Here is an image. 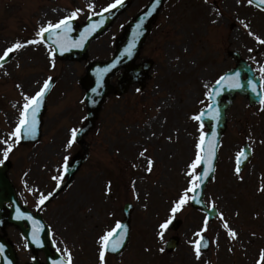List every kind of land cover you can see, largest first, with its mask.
<instances>
[{"label": "rangeland", "instance_id": "rangeland-1", "mask_svg": "<svg viewBox=\"0 0 264 264\" xmlns=\"http://www.w3.org/2000/svg\"><path fill=\"white\" fill-rule=\"evenodd\" d=\"M148 1L129 0L125 12L90 43L88 59L71 63L51 55V47L40 42V29L74 11L82 21L115 0H0V57L22 45L0 67V156L12 145V171L17 177L27 173L30 185L41 186L43 195L51 192L49 179L62 176L64 162L81 151L77 144L68 147L69 127L84 112L78 80L87 62L107 58L124 24ZM258 10L248 0H165L138 56V62L151 61L144 79L104 101L84 138L89 156L83 170L43 211L74 264L95 263L100 234L123 219L125 202L133 204L128 247L116 260L105 256V264H208L214 255L213 264H261L256 260L260 247L264 252V103L249 105L236 94L227 112L215 175L204 189L205 203L216 206L218 216L208 222L188 204L171 213L186 190L188 201L191 196L200 168L192 165L206 130L194 117L209 103L214 81L234 67L229 51H239L248 61L264 95V43L257 39H264V12ZM49 76L56 86L47 99L41 143L14 151L17 137L11 134L19 125L18 110ZM245 142L252 148L251 160L237 173L235 157ZM173 217L182 220L179 228L162 230L160 225ZM230 230L243 238L241 243ZM198 233L210 237L216 254L201 252L197 258ZM172 235L179 237L178 247L161 251ZM13 239L21 252L20 239Z\"/></svg>", "mask_w": 264, "mask_h": 264}, {"label": "water", "instance_id": "water-1", "mask_svg": "<svg viewBox=\"0 0 264 264\" xmlns=\"http://www.w3.org/2000/svg\"><path fill=\"white\" fill-rule=\"evenodd\" d=\"M163 0H151L149 5L146 7L144 11L139 13L133 20H131L126 26V31L122 38L117 40V47L114 55L110 60L105 62H93L87 70V74L83 80H81L82 85L86 89L85 101L88 107V115L86 118L85 125L79 130L77 134V140L81 141V135L88 131V129L92 126L93 120L97 115V112L101 106L103 98L107 95L109 91L108 78L111 74L117 71L119 68L124 67L126 72L131 76V80H137L141 78L144 71L147 69V65H141L137 68L133 67L132 63L134 58L137 55L141 44L149 30V25L151 20L155 17L158 9L160 8ZM254 4L258 7L264 8L259 4V0H254ZM128 5L127 1H122L120 5L115 8H111L107 12H103L99 15L89 17L84 24L77 25L73 19L70 20V28L71 30L67 32L66 38L63 27L57 31L46 32L42 36V40L53 47V54L60 59L66 60H80L82 58L87 57V47L89 42L100 35L105 29H107L111 22L124 10V8ZM93 25H96L93 31L88 32L85 37L83 44L81 47L73 46L75 43L80 42L81 36L84 35L85 31L92 28ZM77 27V29H75ZM63 40L65 43V47H60V44L57 43V39ZM131 50V56L127 55L126 50ZM236 59V69L227 72L224 77L227 79L220 81L219 83H215L210 90L209 99L211 101L210 105L202 110L199 113V121L201 124L205 125L208 131L205 134V140L202 145V159L201 166L202 169L198 175V177H204L203 179H199V188L195 189L193 192V196L191 202L194 207H200L204 211H206L205 206L202 204L203 197V189L207 182L213 177V172L215 168V162L217 160V149L219 147L220 138L225 130V122H226V110L231 105L235 92H239L240 94L246 96L250 103L259 102L261 100L260 92L257 90V86L259 82L257 77L253 76V71L246 65L244 61H241L239 58L238 52L231 53ZM4 61V60H3ZM1 61V63L3 62ZM114 65V66H113ZM107 69V71H105ZM243 73H247L248 79L241 82L240 76ZM48 83V88L45 91V94L42 98L44 100L45 95L50 89L52 83ZM239 84L240 87H236L235 85ZM253 87H255L256 91H253ZM95 89V91H94ZM42 103V102H41ZM31 111L29 112V119H31ZM39 122L37 117L36 130ZM27 129L22 130V134L26 133ZM38 132V131H37ZM213 133L215 135H213ZM28 134V132H27ZM30 135V134H28ZM33 136V135H31ZM211 148V156H209ZM245 153L246 158L241 157L239 162L240 170L244 167L245 163L250 158V150L245 145L242 150ZM86 154V153H85ZM6 168H4L5 170ZM208 171L207 176H204L206 170ZM0 174V179H1ZM3 183V180H2ZM1 187V183H0ZM12 193L10 188L7 189L8 193ZM193 197H195L193 199ZM12 198L8 199L11 200ZM215 210L212 208L207 211L208 219L213 218L215 215ZM0 219L1 216H0ZM4 220V219H2ZM180 224V221H172L169 226L175 228ZM1 226V221H0ZM44 242L46 241L47 233L44 232ZM176 241L170 240L167 248L172 249L175 247ZM7 253V254H6ZM12 259L14 262V256L7 250L4 244L3 238H0V264H7L8 257Z\"/></svg>", "mask_w": 264, "mask_h": 264}, {"label": "snow or ice", "instance_id": "snow-or-ice-1", "mask_svg": "<svg viewBox=\"0 0 264 264\" xmlns=\"http://www.w3.org/2000/svg\"><path fill=\"white\" fill-rule=\"evenodd\" d=\"M159 2V0H157V3ZM122 3V0H115V3L109 5L108 8L104 9L105 12L109 11L111 8H115L117 7L118 5H120ZM248 3L249 4H252L254 3V0H248ZM259 4L261 6H264V0H259ZM77 15V12H73L71 14L70 17H66L64 19H61L58 23L56 24H48L47 27H42L40 29V33L39 35L43 36L44 33L46 32H50V31H57L59 29H61V27H63V30H64V33H65V38H66V34L67 32H69L71 30L70 28V20L72 18H74L75 16ZM95 27H97L96 25H93L92 28L88 29L85 31L84 35L81 36V40L80 42L78 43H75L73 46L75 47H81L82 44H83V41L85 39V37L87 36L88 32L90 31H93L95 29ZM245 28H248L249 25L248 24H245L244 25ZM250 35H252V33L250 32L249 33ZM258 40H260L261 43H264V39H261L260 37H257ZM57 43L60 44V47L64 48L66 45L65 43L63 42V40L61 39H57L56 41ZM29 43H33V41H30ZM20 47H22L21 44L17 43L15 44L13 47L11 48H8L5 53H4V56L3 57H0V60L4 59L5 57H7L9 55V53L13 52L14 50L16 49H19ZM126 53L127 55L131 56V50H126ZM114 66V65H113ZM107 71V69L105 70ZM227 79V77H224V76H221L220 77V81L222 80H225ZM220 81H217V83H219ZM236 87H240L239 84H236L235 85ZM48 88V83L45 82L43 88H41V90L39 92L36 93V95L34 97H25L26 99V103L24 104L23 106V111L21 112V119H20V122H19V125L17 126V128L15 129L14 133H12L11 135H14L17 137V143L19 142V139L22 135V130L23 129H27V132L28 134L30 135H35V130H36V119H35V116H36V111L39 109L40 107V104L42 102V98L45 94V91L47 90ZM95 91V89H94ZM139 91V89H138ZM253 91H256L255 87H253ZM262 103H264V101H262ZM31 111V119H29V112ZM194 119H200L199 116H196L194 117ZM213 135H215L213 133ZM77 137V131L75 129L72 130V139L69 141L68 143V147H71L72 143L75 141ZM204 140H205V136L204 135H201L200 137V144L197 145L198 148H201L203 143H204ZM12 145H8V149L4 152V159H7L8 157V152L11 151L12 149ZM211 148H210V152H209V156H211ZM141 155H143V153H141ZM241 157H244L246 158L245 156V153L242 151L238 157H237V168H236V171L237 173H239L240 171V168H239V162H240V158ZM67 159V158H66ZM201 156L199 154H197V158H196V162L193 163L192 165V168L195 169L197 164H199L201 162ZM0 163H3L2 160H0ZM149 165H151V161H149ZM149 170H151V167H149ZM64 171L66 172L67 171V166H65V169ZM208 171H211V169H208L205 171L204 173V176L206 177L207 174H208ZM194 175V173L192 174ZM204 177H197L196 179L199 180V179H203ZM53 179H56V180H62L63 177L62 176H57V177H54ZM199 183H197L195 180L192 182V189L191 190H195L197 188H199ZM264 190V189H262ZM188 191L189 190H186L184 195L174 204V206L171 208V213L173 214V216L182 209V207L188 203ZM47 196H44V195H41L40 197V204H44L45 201L47 200ZM195 197H193L194 199ZM17 218H20L23 213L20 212L19 209H17ZM31 217H29L30 219ZM172 221L171 219H169L168 221H166L164 224H161L160 227L162 230H166L169 226V224H171ZM123 226L121 224H117L116 225V228L115 229H112L111 231L107 232L104 236H102L100 238V241H101V251L99 253V258L103 264V261L105 259V252L106 250L108 249L109 247V244L111 243L110 241V238L113 237L114 233L118 230V229H121ZM225 227H227V224H225ZM205 230H206V225H205ZM163 235H164V232L161 231L160 232V236L161 238H163ZM199 235V233L197 234ZM229 235H231L233 238H235L236 236V233L234 231H229ZM122 239H123V233H121V240L120 241H116L115 243H111V248H112V251H117L118 250V247L119 246H122ZM206 247L207 245H202V241L201 240H197L195 242V253H196V256L197 258L200 257L201 255V247ZM161 251H164V249H161ZM65 252L68 253L67 255V261L66 262H63V264H72V256H71V253L68 252L67 248H65ZM261 261H264V252H262V255H261Z\"/></svg>", "mask_w": 264, "mask_h": 264}, {"label": "flooded vegetation", "instance_id": "flooded-vegetation-1", "mask_svg": "<svg viewBox=\"0 0 264 264\" xmlns=\"http://www.w3.org/2000/svg\"><path fill=\"white\" fill-rule=\"evenodd\" d=\"M37 145L38 144H33V143H22L21 144L22 147H28V146L31 147V146H37ZM10 152L11 151H9V153ZM21 157H23V156L21 155ZM3 159H4V154H1L0 160H3ZM7 159H10V155H8ZM83 165H84V163L79 167V170L77 172L78 174L82 171V167H84ZM7 178L9 180V182L12 183V185L15 189V194L17 196V199L19 200V204L21 206L26 207L31 212H35L37 210L39 203H40V197H41L42 192H43V190L41 189V186H39L38 184L34 183L33 180H31V183H34L37 185V186L32 187L28 181V174L27 173H20L19 177H17L14 174V172L12 171V166H10V168L7 171ZM49 182L51 183V185H50L51 187L54 186L55 184H57V181H55L53 178L49 179ZM2 196L3 195H0V197H2ZM0 204L4 210L5 215H9L11 213L10 208L13 206V204L12 203H5V202H2ZM41 210H40V214L44 218V214H43L44 210L43 211H41ZM24 226H26V224ZM5 237L9 241L14 240L13 238H16V237H18V239H20L23 250L21 252L19 251V253H18V250H16L17 248H16V244L14 242V245H15L14 248H15V252L17 255L18 262H19V264H29L32 260L33 254L31 253V251H29V249H27V247L25 245V241L23 240V238L19 232V229L15 226H12V225H6L5 226ZM53 238H54V248L52 250H49L50 257L53 256V251L55 249H59L60 252H64V247H63L62 242L58 238H56L55 235H53ZM36 258H37L39 264H46L47 256H46L45 251H43V250L38 251L36 253Z\"/></svg>", "mask_w": 264, "mask_h": 264}]
</instances>
